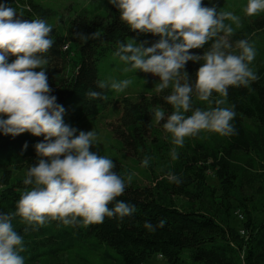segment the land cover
<instances>
[{
	"label": "trees",
	"instance_id": "16d2710c",
	"mask_svg": "<svg viewBox=\"0 0 264 264\" xmlns=\"http://www.w3.org/2000/svg\"><path fill=\"white\" fill-rule=\"evenodd\" d=\"M0 3L15 8L23 19L48 22L57 16L36 0ZM203 4L241 17L242 27L230 37L232 52L239 53L235 41L240 39L254 46L256 56L250 67L258 79L248 87L228 88L222 107L234 106L236 115L231 123L236 134L226 137L202 131L187 137L183 147L177 149L176 160L169 155L173 146L171 135L162 127L165 121L156 123L153 118L158 106L165 111V117L172 113V106L164 100L171 90L130 101L114 100L112 91L97 88L103 81L101 65L116 51L118 42L135 39L151 46L159 36L131 31L110 3L101 12L88 15L82 10L63 22L67 39L52 28L54 43L46 54V67L50 68L46 73L51 95L65 108L64 123L76 128L100 117L110 105H120L122 109L110 127L130 164L116 163L114 170L134 175L117 200L134 206L136 211L122 220L105 217L103 223L88 226L79 218L69 226L55 220L44 226H28L15 217L12 224L23 237L25 251L21 255L25 264H144L152 256L168 264H264V174L253 176L256 183L263 185L257 195L244 190L249 169L264 163V12L245 16L242 10L247 0H203ZM95 32L100 33L99 37L91 38ZM83 36L89 38L85 40ZM211 43L190 52L203 55ZM15 58L9 55L8 62ZM201 63L186 65L190 82L194 83ZM89 90L102 91L106 98L89 100ZM212 98L214 101L221 97L213 92ZM192 103L193 109L209 108L195 93ZM211 106L215 107V103ZM245 121L255 123L256 130L249 131ZM43 141V135L25 132L12 136L0 131V213L14 212L20 196L31 189L24 179L29 167L40 158L35 145ZM146 156L150 158L149 165L141 167ZM209 170L219 181L218 189L208 184ZM169 171L181 177L182 183H170ZM114 204L115 201L109 208ZM236 212L242 216L239 228L231 224ZM161 221L163 227L158 226ZM146 223L154 230L146 228Z\"/></svg>",
	"mask_w": 264,
	"mask_h": 264
},
{
	"label": "clouds",
	"instance_id": "9594fccd",
	"mask_svg": "<svg viewBox=\"0 0 264 264\" xmlns=\"http://www.w3.org/2000/svg\"><path fill=\"white\" fill-rule=\"evenodd\" d=\"M120 13V20L133 32L159 36L147 41L135 39L118 42L113 53L125 65L123 72L150 73L159 77L156 91L163 92L172 106L165 117L159 106L154 109L156 123L165 121L164 131L171 135L169 155L178 159V148L185 138L202 131L232 136L236 129L234 106L226 103L228 88L248 87L258 79L250 67L256 56L247 39L235 41L238 54L232 52L234 36L242 27L241 17L232 11H218L204 6L203 0H108ZM245 16L264 12V0H247ZM235 26V27H233ZM52 26L44 19H23L15 8L0 3V131L17 136L29 132L43 135L44 141L35 145L38 162L30 166L24 179L31 185L16 202L15 211L0 213V264H25L23 237L14 230L12 221L19 217L28 226H44L59 221L74 225L77 219L84 226L100 224L105 217L123 219L132 215L134 206L117 200L131 184L134 173L121 175L116 164L107 156L90 151L96 140L94 131H79L64 123L65 108L51 95L52 89L44 66L46 54L53 46ZM99 32L91 34L98 38ZM89 37L83 36L82 39ZM212 41L203 55L190 52ZM15 60L8 62V56ZM202 62L195 73L194 83L185 65ZM36 69H40L36 71ZM131 79L100 81L97 88L121 93L131 85ZM213 92L219 97L213 101ZM207 102V110L193 109L192 95ZM89 100L105 99L102 91L86 92ZM215 103V107L211 105ZM191 112V115L185 113ZM27 145H25L26 147ZM145 157L141 167H148ZM170 183L179 185L181 177L167 173ZM115 204L109 208V204ZM164 221L158 225L163 227ZM152 229L151 224H145ZM27 230V229H26Z\"/></svg>",
	"mask_w": 264,
	"mask_h": 264
},
{
	"label": "rangeland",
	"instance_id": "374dc122",
	"mask_svg": "<svg viewBox=\"0 0 264 264\" xmlns=\"http://www.w3.org/2000/svg\"><path fill=\"white\" fill-rule=\"evenodd\" d=\"M44 8L50 9L56 12L55 18L49 19L48 23L54 28L63 38H66V28L63 24L68 18H73L76 13L80 11L87 12L88 15L101 12L105 7L109 5L108 0H36ZM193 61L187 62V64ZM186 64V65H187ZM185 65V67H186ZM125 65L114 55H108L106 62L101 65L100 73L103 81H109L110 79L122 80L131 79L133 83L129 85L121 93H115L112 91V98L114 100H121L126 98L130 101H136L141 97H146L147 94H158L156 86L159 83V79L153 76L137 70L136 72H123ZM46 72L50 69L44 66ZM40 69H36L39 71ZM185 70V69H184ZM171 90V85L164 91ZM122 109L120 105H110L108 109L100 117L86 124L76 127L77 134L79 131H94L96 134V140L90 151L97 152L102 156H107L114 161L123 165L130 164V161L125 153L121 151L118 144L113 138L111 133V124H113L117 117L121 114ZM245 125L249 128V131L256 130V124L252 121H245ZM255 157V155L253 156ZM207 181L213 188H219V181L213 176L211 171H207ZM247 178L250 180H244V190L246 193H252L257 195L260 188L263 187L261 183H256V178L253 176L264 174V163H260L254 170L249 169L247 172ZM258 182H261L258 181ZM1 190V187H0ZM237 210V209H236ZM241 219L232 218L231 224L235 228H239L241 225ZM144 264H168L165 260L159 259L156 256L148 258Z\"/></svg>",
	"mask_w": 264,
	"mask_h": 264
},
{
	"label": "built area",
	"instance_id": "2783aa9c",
	"mask_svg": "<svg viewBox=\"0 0 264 264\" xmlns=\"http://www.w3.org/2000/svg\"><path fill=\"white\" fill-rule=\"evenodd\" d=\"M235 215L237 216V218L242 219V216L240 215V213L236 212Z\"/></svg>",
	"mask_w": 264,
	"mask_h": 264
}]
</instances>
